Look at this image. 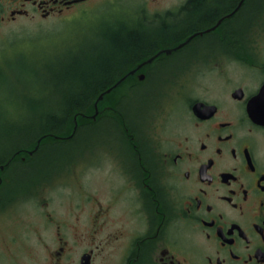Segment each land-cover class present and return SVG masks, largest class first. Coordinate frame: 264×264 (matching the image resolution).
I'll use <instances>...</instances> for the list:
<instances>
[{"label": "flooded vegetation", "instance_id": "flooded-vegetation-1", "mask_svg": "<svg viewBox=\"0 0 264 264\" xmlns=\"http://www.w3.org/2000/svg\"><path fill=\"white\" fill-rule=\"evenodd\" d=\"M121 1L0 0V29ZM195 1L144 0L136 27L160 40L126 66L120 79L136 72L96 118L84 116L91 131L120 133L113 157L88 163L108 173L104 202L75 190L65 216L45 202L53 246L40 264H264V0ZM34 148L0 163V205Z\"/></svg>", "mask_w": 264, "mask_h": 264}, {"label": "rangeland", "instance_id": "rangeland-1", "mask_svg": "<svg viewBox=\"0 0 264 264\" xmlns=\"http://www.w3.org/2000/svg\"><path fill=\"white\" fill-rule=\"evenodd\" d=\"M143 3L144 0H123L119 5L78 9L68 13L63 20L19 19L0 29V156L17 146V135L37 133L35 130H40L43 125L41 116L47 112L57 113L62 91L69 85L60 76L72 66L75 56L95 59L97 49L106 47L100 23L106 19L116 23L127 19L130 25H136V19L145 17ZM115 26H119L118 23ZM80 31L83 36H75ZM212 48L214 52L216 46L212 44ZM205 56V52L200 54V57ZM206 57L208 59V55ZM195 72L198 74L200 70ZM110 126L112 124H98L94 131L88 127L80 128L74 140L68 142L41 143L32 162L37 165L27 167L30 171L25 168L19 171L17 167L5 188L7 196L0 205L2 264H40L38 260L43 259L53 246V229L43 217L45 202L49 201V211L54 212V216L67 215L66 207L74 201L71 195L75 190H85V195L87 191L96 192V199L103 204L108 173L101 168H90L88 163L93 156L101 162L113 157L106 147L120 145V133L113 128L110 133L107 129ZM135 126L139 127L137 121ZM138 135L150 158L153 151L151 135L142 130ZM24 139L19 138L23 142L21 145L25 144ZM33 146L32 149L36 145ZM151 154L155 155L154 152ZM74 165L79 170L78 180L72 174Z\"/></svg>", "mask_w": 264, "mask_h": 264}, {"label": "trees", "instance_id": "trees-1", "mask_svg": "<svg viewBox=\"0 0 264 264\" xmlns=\"http://www.w3.org/2000/svg\"><path fill=\"white\" fill-rule=\"evenodd\" d=\"M195 3L196 5L204 4L203 0H196ZM226 6L223 5L224 8ZM206 11L208 10L200 8V12L206 13ZM106 20L100 23L99 28L106 40V47L97 49L98 55L95 59L93 57L75 56L72 66L68 67L66 73L60 76L64 78V83L69 85L65 86L62 91L63 98L56 110L57 113L47 112L41 116V125H43L40 130H35L37 133H34V135L30 133L17 135V146L5 156H0V163L9 158L14 160L30 157L24 150L27 148L32 149V146L37 145L36 141L39 140L43 144L52 140L57 143L74 140L76 135L69 137L73 133L75 118H77L79 128L81 125L86 127L88 120L84 116L95 112V103L100 95L110 89L122 77L128 64L137 61L141 55L149 51L156 40H160L156 36L150 37L140 34L138 32L139 28L136 25H130L127 19L117 21L119 25L117 27L114 20ZM204 25L205 20L197 21L195 24L196 27ZM81 31L76 32L75 36H83ZM116 91L117 89L110 94H106L104 100L98 103L100 110L105 107L108 99L115 98ZM21 137L25 138L23 140L24 145H21L23 142L19 141ZM33 139L35 140L31 142ZM35 165L37 164L34 163L32 166Z\"/></svg>", "mask_w": 264, "mask_h": 264}, {"label": "water", "instance_id": "water-1", "mask_svg": "<svg viewBox=\"0 0 264 264\" xmlns=\"http://www.w3.org/2000/svg\"><path fill=\"white\" fill-rule=\"evenodd\" d=\"M134 72H136V70L132 71L130 74H133ZM130 74H128L127 76L123 77L122 79H120L114 86H112L110 89H108L105 93H103L102 95H100V97L98 98V101L95 103V113L93 115V118H96V116L99 114V105L98 103L102 100H104V97L106 94H110L113 90H115L124 80L126 77H128ZM75 126H74V129H73V133L71 134V137L74 136V134L76 133L77 129H78V121H77V118H75ZM40 144H41V140H39L37 142V145L35 147V149L31 152H29L30 155H32L34 153V151H36L39 147H40Z\"/></svg>", "mask_w": 264, "mask_h": 264}]
</instances>
